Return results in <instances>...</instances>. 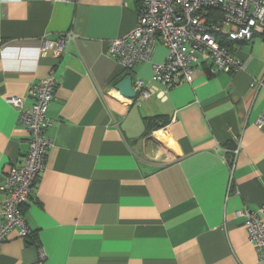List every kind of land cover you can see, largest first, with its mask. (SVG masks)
Wrapping results in <instances>:
<instances>
[{
    "label": "crops",
    "instance_id": "crops-1",
    "mask_svg": "<svg viewBox=\"0 0 264 264\" xmlns=\"http://www.w3.org/2000/svg\"><path fill=\"white\" fill-rule=\"evenodd\" d=\"M139 6L0 0V187L28 151L6 99L28 109L32 86L55 81L52 146L21 213L35 242L10 232L0 264H263L237 212L264 206V40L229 43L242 69L196 65L189 83L138 104L115 84L148 82L167 48L130 70L107 50L133 30ZM67 33L75 39L59 57L41 52Z\"/></svg>",
    "mask_w": 264,
    "mask_h": 264
},
{
    "label": "built area",
    "instance_id": "built-area-1",
    "mask_svg": "<svg viewBox=\"0 0 264 264\" xmlns=\"http://www.w3.org/2000/svg\"><path fill=\"white\" fill-rule=\"evenodd\" d=\"M211 11H217L219 16L210 14ZM136 13L133 30L109 44L107 51L116 63L130 70L141 62H149L158 43L167 48L166 59L152 65L149 81L133 83L137 94L131 101L138 104L154 94L162 98L168 89L189 83L196 65L209 63L213 71L227 74L242 69L244 63L223 46L224 39L238 42H250L255 37L264 39V0H140ZM73 39L75 37L67 33L53 41H43L41 52L51 50L59 57ZM255 84L253 82L251 87ZM157 85L164 90H158ZM53 89L52 75L38 81L30 90L33 102L28 109L23 107L22 99H6L17 111L18 125L28 134V151L19 164L10 168L0 187L5 196L0 207V248L14 230L23 239L31 233L21 214L22 206L27 203L31 188L36 186L52 146L44 132L49 125L45 113L53 99ZM258 123L262 126L264 117H260ZM237 215L243 219L247 241L264 264V206L254 212L239 211ZM38 252L41 262L45 255L40 249Z\"/></svg>",
    "mask_w": 264,
    "mask_h": 264
},
{
    "label": "water",
    "instance_id": "water-1",
    "mask_svg": "<svg viewBox=\"0 0 264 264\" xmlns=\"http://www.w3.org/2000/svg\"><path fill=\"white\" fill-rule=\"evenodd\" d=\"M133 81L130 76L123 77L118 84L116 83L114 89L118 91V93L124 97V99L134 100L136 96V90L134 89Z\"/></svg>",
    "mask_w": 264,
    "mask_h": 264
},
{
    "label": "trees",
    "instance_id": "trees-1",
    "mask_svg": "<svg viewBox=\"0 0 264 264\" xmlns=\"http://www.w3.org/2000/svg\"><path fill=\"white\" fill-rule=\"evenodd\" d=\"M212 13H215L216 14V16H219V14H218V12L217 11H214V12H212L211 11V13L210 14H212ZM264 40V39H263ZM232 41L231 40H223L222 41V43H223V46H226V47H228L229 48V43H231ZM155 122V120L154 119H146V125L148 126V128L149 127H152V128H157V127H154L153 126V123ZM34 237V235H33V233H30V235L28 236V237H26V240L28 241V243H33V242H35V238H33Z\"/></svg>",
    "mask_w": 264,
    "mask_h": 264
}]
</instances>
